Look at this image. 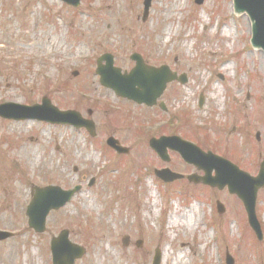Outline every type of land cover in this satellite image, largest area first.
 <instances>
[{"label":"rangeland","instance_id":"374dc122","mask_svg":"<svg viewBox=\"0 0 264 264\" xmlns=\"http://www.w3.org/2000/svg\"><path fill=\"white\" fill-rule=\"evenodd\" d=\"M142 1L81 0L73 8L60 0H0V104L46 97L82 117L91 109L97 131L90 137L69 124L0 118V230L13 233L0 241V264H51L49 239L62 229L86 248L75 264H151L156 247L161 264H225L226 251L234 264H264V187L256 193L258 241L226 187L189 188L154 175L164 166L197 170L172 153L169 163L160 160L147 144L157 109L127 107L95 75L104 53L122 71L138 53L149 65L185 74L162 98L182 123L158 134L192 140L256 176L264 160V52L250 48L249 20L233 13L232 0H152L145 21ZM134 123L149 135L136 133ZM108 136L130 153L117 156ZM48 184L80 190L35 234L25 208L31 187Z\"/></svg>","mask_w":264,"mask_h":264},{"label":"water","instance_id":"95a60500","mask_svg":"<svg viewBox=\"0 0 264 264\" xmlns=\"http://www.w3.org/2000/svg\"><path fill=\"white\" fill-rule=\"evenodd\" d=\"M62 1L72 6L79 5V0ZM150 1L144 0V15L147 13ZM195 2L200 4L202 0H195ZM233 8L236 14L246 13L248 15L252 24L251 43L253 46H261L264 49V0H233ZM250 48L252 47L250 46ZM131 58L135 60V67L128 74L120 75L119 69L112 66V57L110 55H103L98 61L96 73L100 76V83L102 85L114 89L119 95L148 103V100L155 98L160 92L158 90L161 87V82L163 83L164 81L163 75L165 79H168L166 77L167 73L164 68L154 69L145 66L137 55H132ZM102 60H105V65H100ZM134 86H137V88ZM0 116L13 119L33 118L52 123H68L75 127H85L90 132L93 128L92 123L82 120L78 113L73 111L60 112L52 107L46 99L42 100V105L31 107L12 103L1 104ZM108 144L118 151L122 150L121 147L115 145L116 142L112 139L108 140ZM181 153L186 161L194 163L198 168L204 170L205 175L199 179L203 183L216 186L219 189L227 185L229 192L237 194L244 203L250 226L258 238H260V230L253 208L256 191L260 186L264 185L263 164H261L259 175L256 178H250L238 171L236 167L226 160L213 156L210 153L202 154L194 152L189 148L186 153ZM193 154L195 156H192ZM212 169L215 170L214 176H211ZM160 175L163 178L168 177L170 179L178 176L169 171L161 172ZM77 189L78 187L71 191H62L54 186L35 188L33 199L26 209L29 227L33 228L36 232H42L48 212L63 206ZM217 208L219 211H223V207L219 203H217ZM7 236H9L8 233L0 232V239ZM50 249L53 264H72L74 259L81 255L80 249L66 244V238L63 236V233L57 239L52 238ZM69 252L72 253L70 254ZM159 261L160 254L156 251L153 264H159ZM226 261L227 264L232 263L229 256H227Z\"/></svg>","mask_w":264,"mask_h":264},{"label":"flooded vegetation","instance_id":"af4514ba","mask_svg":"<svg viewBox=\"0 0 264 264\" xmlns=\"http://www.w3.org/2000/svg\"><path fill=\"white\" fill-rule=\"evenodd\" d=\"M117 100L120 101V102H123L124 104H126L127 107H129L128 105H130V106L135 107V108H137V109H144V108H145V107H143V106H141V105H137V104H135V103H133V102H131V101L122 100V99H117ZM159 102H160V101H159ZM159 102H158V103H159ZM153 109H158V110H157L158 112H156L157 115H156V114L153 115V116H154V119L152 120V122H151L150 124H154V123H156V122H161L162 118H165L164 116H162V114H166V115H167L166 120L163 121L165 127H167V126L170 127V125H174V124H175V126H179V124L182 123V122L179 121V120H175L173 123L170 124L171 114H169L168 109H166L164 113L160 112V111H159L160 108H159L158 104H157L156 106H154ZM160 114H161V116H160ZM137 123H138V122H137ZM134 124H135V127L138 128L137 124H136V123H134ZM139 131H142V132H139ZM165 131H166V130L160 128L157 132H154L153 134H150V135H151L150 138H152V137H159V136H162V135H173L172 133H169V132H166L167 134H163V133H162V134H158V132H165ZM136 133H141L142 136H145V137H147V136L149 135L148 132H146V131H144V130H140L139 128L137 129V132H136ZM170 153L176 155V153H174V152H170ZM176 156H178V155H176ZM188 173H189V172H188ZM188 173H186V175H187ZM181 181H185V182H186V179L183 178V180H181Z\"/></svg>","mask_w":264,"mask_h":264}]
</instances>
